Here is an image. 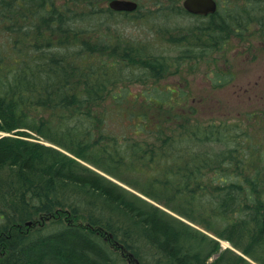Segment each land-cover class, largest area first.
<instances>
[{
  "label": "trees",
  "instance_id": "trees-1",
  "mask_svg": "<svg viewBox=\"0 0 264 264\" xmlns=\"http://www.w3.org/2000/svg\"><path fill=\"white\" fill-rule=\"evenodd\" d=\"M221 4L183 45L204 35V52L264 25V0L247 3L257 20ZM99 6L0 0V264H127L97 231L138 264H264V112L202 117L208 103L161 84L181 58Z\"/></svg>",
  "mask_w": 264,
  "mask_h": 264
},
{
  "label": "rangeland",
  "instance_id": "rangeland-1",
  "mask_svg": "<svg viewBox=\"0 0 264 264\" xmlns=\"http://www.w3.org/2000/svg\"><path fill=\"white\" fill-rule=\"evenodd\" d=\"M62 1L65 2V0ZM99 1L100 8L109 7V0ZM138 1L141 7L135 12L136 14L117 13L110 16V20H119L118 26L125 36L129 35L140 41H145L149 48L152 46L151 52L156 55L170 58L171 61L181 58L179 67L170 65V73L168 72L161 81L163 86L168 85L174 89L182 87L179 92L188 93L189 101L196 103L193 98L197 101L200 98L208 103L207 106L203 103L205 107L201 108V116L204 118L213 116L231 120L234 118L245 119L247 113L264 112V25L261 26L254 21L249 27L250 30L246 31V27H243L241 35L231 32V38L224 46L208 48L203 52L199 46L208 42L204 35H200L201 40L198 37L194 38L199 42L197 44L193 41L194 49L192 47L188 49L183 45L182 39L189 31L196 30L195 26L203 23L207 17L180 13L179 8L182 6L183 0ZM219 1L223 6L233 7L236 11L234 14L238 15L241 20H257L256 14L258 13L252 10L253 4L251 7L247 6L249 0ZM141 15L143 17H138ZM146 20H151L153 26L157 27L158 24H161L163 28H169L171 34L166 35L165 30L163 33L156 27H149ZM188 51L189 53H186ZM197 53L201 57L197 58ZM216 73H218V77L224 75L231 79H228L224 85L217 86L214 81ZM153 202L159 207L167 209L163 204ZM91 230L95 231L92 228ZM100 236L107 237L103 232L100 233ZM106 241L127 264H137V258L132 251L117 246L109 237L106 238ZM226 249H231L246 259V255L234 248L228 240L221 239L220 251ZM217 256L219 254H214L210 260H214Z\"/></svg>",
  "mask_w": 264,
  "mask_h": 264
},
{
  "label": "water",
  "instance_id": "water-1",
  "mask_svg": "<svg viewBox=\"0 0 264 264\" xmlns=\"http://www.w3.org/2000/svg\"><path fill=\"white\" fill-rule=\"evenodd\" d=\"M110 8L117 11H133L138 3L134 0H111ZM183 7L192 14L207 16L217 11L216 0H184Z\"/></svg>",
  "mask_w": 264,
  "mask_h": 264
},
{
  "label": "bare ground",
  "instance_id": "bare-ground-1",
  "mask_svg": "<svg viewBox=\"0 0 264 264\" xmlns=\"http://www.w3.org/2000/svg\"><path fill=\"white\" fill-rule=\"evenodd\" d=\"M220 6V5H219ZM140 7H141V5H140V3H138V6H137V8L135 9V10H133V11H117V10H114V9H112V8H110L112 11H114V12H116V13H122V14H124V13H134V14H136L135 12L136 11H138L139 9H140ZM219 9V8H218ZM138 17H143L142 15L141 16H138ZM4 134H6V133H4ZM37 139H36V141H39V142H42V143H44V144H46V145H52V146H55V145H53L52 143H50V142H48V141H45L44 139H42V138H39V137H36ZM39 139V140H38ZM110 177V176H109ZM113 179V178H112ZM115 180V179H114ZM118 183H120V184H122V185H124V186H126L127 188H129L130 190H132V191H134L132 188H130V187H128L127 185H125L124 183H122V182H119L118 180H116ZM135 192V191H134ZM135 193H137V192H135ZM166 212H168L169 214H171V215H173V216H175V217H177V218H179V219H181L182 221H184V222H186V223H188V224H190V225H193L190 221H188L186 218H184V217H182V216H178L176 213H174V212H172L171 210H168V209H166L165 210ZM38 223H35V224H32V222H27V225L28 226H32V225H37ZM103 232V234H105L107 237L106 238H110V239H112L113 241H114V244H116L117 246H119V247H121V248H123V249H126V247L122 244V243H120L119 242V240H117V239H115L114 238V236L112 235V234H110V233H107V232H104V231H97V234L100 236V233H102ZM211 236V235H210ZM100 238H102L101 236H100ZM106 238H102L106 243H107V241H106ZM215 239H217L220 243H221V239L220 238H218V237H216ZM107 245H108V243H107ZM109 246V245H108ZM110 247V246H109ZM111 248V247H110ZM113 249V248H112ZM114 250V249H113ZM133 255V254H132ZM137 264H138V262H137Z\"/></svg>",
  "mask_w": 264,
  "mask_h": 264
},
{
  "label": "flooded vegetation",
  "instance_id": "flooded-vegetation-1",
  "mask_svg": "<svg viewBox=\"0 0 264 264\" xmlns=\"http://www.w3.org/2000/svg\"><path fill=\"white\" fill-rule=\"evenodd\" d=\"M138 3H139V1L138 0H136ZM182 7V6H181ZM184 9V8H183ZM184 11H185V13L187 12L185 9H184ZM192 16H196V15H192Z\"/></svg>",
  "mask_w": 264,
  "mask_h": 264
}]
</instances>
